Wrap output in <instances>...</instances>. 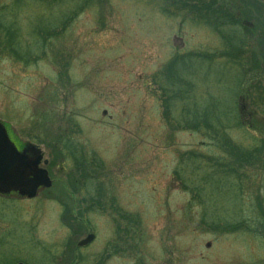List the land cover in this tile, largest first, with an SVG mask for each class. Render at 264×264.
I'll list each match as a JSON object with an SVG mask.
<instances>
[{
  "label": "rangeland",
  "instance_id": "rangeland-1",
  "mask_svg": "<svg viewBox=\"0 0 264 264\" xmlns=\"http://www.w3.org/2000/svg\"><path fill=\"white\" fill-rule=\"evenodd\" d=\"M77 1L0 0V23L21 29L31 51L21 62L0 40V119L43 149L53 180L33 201L0 198V264H264V237L206 224V206L224 220L226 201L200 205L174 182L184 153H213L186 129L195 92L242 110L247 125L264 118V80L247 87L250 96L241 67L194 55L227 51L216 30L166 16L153 0L75 14L67 2ZM246 9L248 25L264 22V8ZM247 38L248 56L261 55L259 31ZM175 59L190 91L183 102L167 91ZM231 135L242 141L244 132ZM89 234L93 242L77 249Z\"/></svg>",
  "mask_w": 264,
  "mask_h": 264
},
{
  "label": "trees",
  "instance_id": "trees-1",
  "mask_svg": "<svg viewBox=\"0 0 264 264\" xmlns=\"http://www.w3.org/2000/svg\"><path fill=\"white\" fill-rule=\"evenodd\" d=\"M40 1L44 4H48L49 1V4L55 5V2L60 0ZM153 1L164 15L181 17L184 22L212 27L222 39L227 41V51H208L203 54H194L196 57L199 59L204 57L211 62L228 58L231 63L244 70L241 87L246 92L249 90L247 87H253L255 83L257 87L261 86L264 80V31L262 30L264 22L260 23L262 29L259 25H248L249 9L247 10L246 7L253 6L261 12L264 8V0ZM69 4L70 2H67L68 8L78 7L76 10L72 9L77 14V10L80 13L96 4L103 7L105 4L109 5L110 0H79L77 4ZM74 19L75 17L70 16L68 23H72ZM236 26L243 27V31L246 32L244 37L239 38L231 34L226 37L222 34L225 30ZM254 30H258L260 34L261 55L253 53L249 57L247 37L252 36ZM42 36H45L44 31ZM54 36L56 38V34ZM3 38L10 39V42L4 41L3 46L9 48L11 54H15L21 62H30V47L23 43L21 29L14 30L9 25L0 23V40ZM47 41H50L48 35L43 39L44 46ZM166 72L169 80L168 88H170V90L167 89L168 94H174V100L183 102L185 95L190 91L187 89L188 81L178 70L177 59L170 63ZM251 93L248 94L251 96ZM191 101L193 107L184 109L187 117L190 116L191 119L187 120L186 129L206 138L209 142L205 145L208 149L211 148L213 153L201 155L197 150L184 153L181 156L180 167L174 172V182L182 186L185 191L195 193V197L199 200L194 201L199 202L200 205H207L205 198L211 201L222 199L228 203L221 208L222 217L219 218L224 220L218 218L214 220L216 214L209 213L210 205L206 206L204 210L207 211V216L209 215L206 218L210 219L206 221V224L221 233L242 231L253 236L264 237V118L254 119L246 125L243 122L242 110L239 111L231 105L223 108V105L210 104L207 102L206 95L199 96L198 91L195 92ZM235 128L244 132L242 141L232 137L231 131ZM190 166L193 167L192 174H189ZM246 198L250 201L239 203Z\"/></svg>",
  "mask_w": 264,
  "mask_h": 264
},
{
  "label": "water",
  "instance_id": "water-1",
  "mask_svg": "<svg viewBox=\"0 0 264 264\" xmlns=\"http://www.w3.org/2000/svg\"><path fill=\"white\" fill-rule=\"evenodd\" d=\"M31 151L35 156L33 158L21 153L0 122V193L18 191L34 197L39 187L50 188L53 185L48 170L40 167L43 159L40 149L32 146ZM94 237L93 234L88 235L79 246L89 244Z\"/></svg>",
  "mask_w": 264,
  "mask_h": 264
},
{
  "label": "flooded vegetation",
  "instance_id": "flooded-vegetation-1",
  "mask_svg": "<svg viewBox=\"0 0 264 264\" xmlns=\"http://www.w3.org/2000/svg\"><path fill=\"white\" fill-rule=\"evenodd\" d=\"M0 122L6 127V129H7V131H8V134H9V136H10L11 141L15 144V146L17 147V149H18L21 153H23V154H27L28 157L33 158V157H35V156H34V153H32L31 148H32V146H35V147H37L38 149H40L41 153L43 154V159H42V164H41V166H42L43 168H46V169L49 167V160H47V158H45L44 151H43V149H42L40 146L34 144L32 141H28V140L25 141V140H22L20 137L14 135V134L12 133L11 127L9 126V124H8L7 122H5V121H3V120H1V119H0ZM59 141H60V142H59ZM54 142L61 143L62 141H61V139H55ZM84 157L86 158L87 156L85 155ZM46 160L48 161L47 164L45 163ZM52 187H53V186H51L50 188L43 187V186L39 187V189L37 190V193H36V195H35L34 197H29L28 195H22V194H21L20 192H18V191H11L10 193H0V198H1L2 200H3V199H6V201H7L8 199H11V198L16 199V200H23V201H33V200H35V199L38 197L39 193H41V192H43V193L46 192V193H47ZM4 201H5V200H4ZM69 226L72 227V224H70ZM94 239H95V238H94ZM83 240H84V239H82V240H80V241L78 242V244H77V249H80V248L84 247V246H79V244H80ZM92 242H93V241H92ZM92 242H91V243H92ZM89 244H90V243H89ZM89 244H87V245H89ZM87 245H85V247H86ZM21 263H22V264H26L25 262H18V263H16V262H14V261H11L9 264H21ZM71 264H76V263H71Z\"/></svg>",
  "mask_w": 264,
  "mask_h": 264
}]
</instances>
